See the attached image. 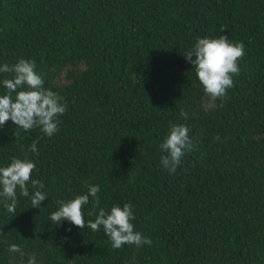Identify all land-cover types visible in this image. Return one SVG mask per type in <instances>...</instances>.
<instances>
[{"label": "trees", "instance_id": "1", "mask_svg": "<svg viewBox=\"0 0 264 264\" xmlns=\"http://www.w3.org/2000/svg\"><path fill=\"white\" fill-rule=\"evenodd\" d=\"M221 35L246 46L223 100L184 56ZM20 59L35 61L67 110L51 137L0 127V167L31 159L48 196L32 208L17 190L15 215L0 203V264H264V0H0V67ZM175 124L194 148L170 173L160 144ZM89 182L107 211L133 205L150 246L114 249L87 228L91 197L84 229L49 220Z\"/></svg>", "mask_w": 264, "mask_h": 264}, {"label": "clouds", "instance_id": "2", "mask_svg": "<svg viewBox=\"0 0 264 264\" xmlns=\"http://www.w3.org/2000/svg\"><path fill=\"white\" fill-rule=\"evenodd\" d=\"M245 47L243 42L233 43L228 35H221L219 38L198 37L194 46L184 56L194 66L204 92L214 99L223 100L228 89L234 86L233 77L240 74L238 62L246 54ZM36 68L35 61L28 59H20L11 66L5 63L0 67V73L12 74V78H5L2 81L7 91L0 95V127L11 120L24 131L40 128L51 137L58 131L59 117L66 113L67 102L56 92L44 87V79ZM180 115L187 118L188 114L181 111ZM189 131L186 124L172 125L169 134L160 144V151L164 153L160 158L161 165L170 173L176 172L186 152L193 151L194 144ZM29 151L38 154L36 141L32 143ZM35 168L36 164L31 159L18 157H12L10 164L0 167V203H3L8 213L15 215L17 190L21 196L30 198L32 208H39L48 197L43 191L45 188L43 181L31 179ZM29 182L32 186L31 193ZM86 188L85 194L76 195L67 201H57L59 208L50 213L49 220L57 225L62 221H68L84 229L86 224L82 209L89 203L91 197L93 207L98 209V212L94 221H87V228L93 232L102 228L114 249H119L125 244L138 248L145 244L151 245L149 237L134 231L132 221L136 217L131 203H125L123 207L116 204L107 211L100 207L101 187L89 182ZM68 231L70 232L71 228ZM8 251L23 256V251L17 244H11ZM21 264H24L23 260ZM27 264H37L36 257L31 256Z\"/></svg>", "mask_w": 264, "mask_h": 264}]
</instances>
